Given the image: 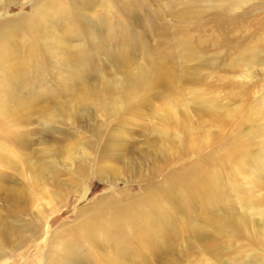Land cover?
Segmentation results:
<instances>
[{
	"label": "rangeland",
	"instance_id": "374dc122",
	"mask_svg": "<svg viewBox=\"0 0 264 264\" xmlns=\"http://www.w3.org/2000/svg\"><path fill=\"white\" fill-rule=\"evenodd\" d=\"M262 148L264 0H0V264H264Z\"/></svg>",
	"mask_w": 264,
	"mask_h": 264
},
{
	"label": "bare ground",
	"instance_id": "6f19581e",
	"mask_svg": "<svg viewBox=\"0 0 264 264\" xmlns=\"http://www.w3.org/2000/svg\"><path fill=\"white\" fill-rule=\"evenodd\" d=\"M184 48H185V46H184ZM152 68L147 69L146 71H143V73H141L137 76L136 82L134 81L135 82L134 85L136 87H140V86L150 87V86L155 85L156 75L161 74V72H160L161 70L158 67H154L153 69ZM250 161H251V163L248 164L249 165L248 168L250 169L249 171L251 173H254V174L256 173V177L254 176V178L252 179V180H254V181H252L253 182L252 185H253V187L262 185V183H264V148H262L259 155H257L254 158H251ZM217 204L218 203H216L215 206L210 208V212L206 216L204 223H203V219H202V225L206 229L207 228L212 229L219 234H231L238 227H240L241 220L238 219L237 217H233V215L229 214V213L226 216L220 215V213H217V211H216V209L218 207ZM253 212H255V211H253ZM262 232L264 233V231H262Z\"/></svg>",
	"mask_w": 264,
	"mask_h": 264
}]
</instances>
